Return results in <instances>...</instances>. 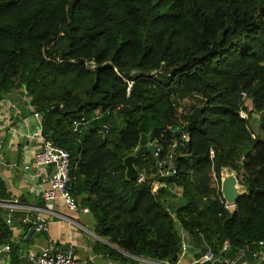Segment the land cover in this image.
Here are the masks:
<instances>
[{"label":"trees","instance_id":"16d2710c","mask_svg":"<svg viewBox=\"0 0 264 264\" xmlns=\"http://www.w3.org/2000/svg\"><path fill=\"white\" fill-rule=\"evenodd\" d=\"M23 90L47 138L70 153L72 193L98 235L176 264L178 222L202 245L198 257L245 251L237 264H264L247 255L264 251V0H0V110ZM82 117L89 123L75 131ZM141 125L184 154L167 180L183 189L176 202L150 176L152 153L135 159L145 180L127 179ZM224 168L246 189L232 209ZM4 214L0 206V243L13 234Z\"/></svg>","mask_w":264,"mask_h":264},{"label":"crops","instance_id":"0c3cea01","mask_svg":"<svg viewBox=\"0 0 264 264\" xmlns=\"http://www.w3.org/2000/svg\"><path fill=\"white\" fill-rule=\"evenodd\" d=\"M0 110V177L5 183L9 195L8 201L17 200L28 212L5 208L4 217L12 229L10 249L0 258V264H30L29 256L38 254L45 247H52L56 251L66 252L74 249V258L80 264H160L162 262L150 258L128 254L116 244L101 237L96 232V219L87 207L79 204V210H70L63 199L46 202L41 197L45 190L46 175L51 171L49 167L37 170L33 165V155L42 146L37 138L16 137L12 133L13 127H24V122H30L33 132L37 129V121L33 118V106L25 91L15 92L1 104ZM20 166L31 165V169L24 171L14 168L12 163ZM11 219V222H8ZM47 221V231H37L33 221ZM31 228L33 233L28 237ZM186 242L188 251L180 256L176 264H194L207 252L201 251L197 243L191 242L188 233ZM117 254L127 257V260L117 258Z\"/></svg>","mask_w":264,"mask_h":264},{"label":"built area","instance_id":"2783aa9c","mask_svg":"<svg viewBox=\"0 0 264 264\" xmlns=\"http://www.w3.org/2000/svg\"><path fill=\"white\" fill-rule=\"evenodd\" d=\"M131 89V84L129 85L128 91ZM26 94V93H25ZM199 97L198 95H195ZM242 96L246 97V93L242 92ZM241 116L243 118H248L247 114L244 111H241ZM33 118L37 121V129L33 132L29 131L31 128L30 122H24V127H13L12 133L16 137H24V138H37L42 142V146L39 150H37L33 155V165L37 170H40L45 167H49L51 169L50 173L46 175V184L48 187L45 190H42L41 197L46 202H54L57 199H63L67 205V207L72 211L79 210V204L77 198L73 195L72 189L74 187L71 178H70V153L55 144L51 139L47 138V135L43 131V116L40 112H37L33 108ZM89 121L82 117V119L74 122V130L77 131L79 127H86ZM184 138L188 140V136L185 135ZM150 144L156 145V151L152 153V161L150 163L149 170L151 172L150 176L154 178L153 182L158 183V188H166L171 192H174L177 197H180L183 193L182 187H178L175 183L173 186H170L168 183V178L174 177L178 170L176 166V158L178 155L183 156V153L178 152V143L175 141L164 147L163 145H159L153 143ZM215 157V150L213 148L210 149V159L213 160ZM14 168H22L24 171L31 169V165H23L20 166L19 163H12ZM214 178L216 179V174L213 173ZM139 182H143L145 180V173H141ZM176 190H178L176 192ZM0 206L4 208H10L11 211L20 210L28 212L29 209L25 206H22L18 203L17 200L8 201L2 200L0 201ZM225 206L230 208L225 201ZM233 207V206H232ZM170 211V209L168 208ZM174 220L177 222L175 215H173ZM8 222H11V219H8ZM34 228L37 231H47L48 223L47 221L36 220L33 221ZM176 228L181 238V250L180 256H183L189 249V245L186 242V234L187 232L183 229V227L177 222ZM260 247H264V240L259 242ZM230 247V242L227 240L221 250V253L227 252ZM10 249L9 244L0 243V258L1 256ZM246 254L245 251H242L241 255L235 260L224 259L221 257H215L211 251H208L199 261H208L213 258L221 259L220 264H237L239 259ZM253 257L258 258L261 261H264V251L258 250L253 254ZM30 264H80L74 258V249H69L66 252L56 251L52 247L43 248L38 254H33L29 256ZM160 264H171L167 261L162 262Z\"/></svg>","mask_w":264,"mask_h":264},{"label":"water","instance_id":"95a60500","mask_svg":"<svg viewBox=\"0 0 264 264\" xmlns=\"http://www.w3.org/2000/svg\"><path fill=\"white\" fill-rule=\"evenodd\" d=\"M151 138L145 132V127L141 125V140L137 150L124 158V165L126 167L127 179H139L141 173L135 166V159L141 157L147 153H154L156 151V145L150 144ZM237 179V172L232 168H224L221 173V191L224 200L230 206H235L239 198L246 193V189L243 185H239ZM34 228H31L28 237L33 233ZM249 260L253 259V255L250 251H247ZM221 259L213 258L208 261H197L194 264H220Z\"/></svg>","mask_w":264,"mask_h":264},{"label":"rangeland","instance_id":"374dc122","mask_svg":"<svg viewBox=\"0 0 264 264\" xmlns=\"http://www.w3.org/2000/svg\"><path fill=\"white\" fill-rule=\"evenodd\" d=\"M191 103V100L190 101H184L183 103H181V109L182 110H187L188 108V105ZM254 127L257 129L258 128V120H256L254 123H253ZM240 185V184H239ZM178 190H176L177 192ZM172 194L169 195V198L167 200L168 203H173V202H176V200L178 199L177 195L174 193V192H171ZM231 209L233 208L232 206L230 207ZM200 251H201V248H202V245L200 243L197 244L196 246Z\"/></svg>","mask_w":264,"mask_h":264}]
</instances>
